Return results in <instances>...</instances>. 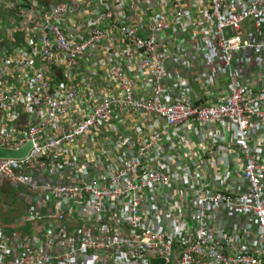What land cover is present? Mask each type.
Returning <instances> with one entry per match:
<instances>
[{
    "label": "built area",
    "instance_id": "built-area-1",
    "mask_svg": "<svg viewBox=\"0 0 264 264\" xmlns=\"http://www.w3.org/2000/svg\"><path fill=\"white\" fill-rule=\"evenodd\" d=\"M1 1L0 264H264V0Z\"/></svg>",
    "mask_w": 264,
    "mask_h": 264
},
{
    "label": "rangeland",
    "instance_id": "rangeland-1",
    "mask_svg": "<svg viewBox=\"0 0 264 264\" xmlns=\"http://www.w3.org/2000/svg\"><path fill=\"white\" fill-rule=\"evenodd\" d=\"M43 1V0H41ZM3 18L2 10L0 9V20ZM0 34H4L2 32V26L0 25ZM3 199L5 203H7L8 210L12 209L13 216H22L24 208H25V200L18 198V192H23L22 188L12 187L5 183L3 187Z\"/></svg>",
    "mask_w": 264,
    "mask_h": 264
},
{
    "label": "water",
    "instance_id": "water-1",
    "mask_svg": "<svg viewBox=\"0 0 264 264\" xmlns=\"http://www.w3.org/2000/svg\"><path fill=\"white\" fill-rule=\"evenodd\" d=\"M29 147L30 143H27L26 145L17 150L0 148V157H22L27 153Z\"/></svg>",
    "mask_w": 264,
    "mask_h": 264
},
{
    "label": "crops",
    "instance_id": "crops-1",
    "mask_svg": "<svg viewBox=\"0 0 264 264\" xmlns=\"http://www.w3.org/2000/svg\"><path fill=\"white\" fill-rule=\"evenodd\" d=\"M1 199H3V190H0V200ZM12 211L13 210H10L8 212H3L0 210V224L2 226H10L12 222L17 220L18 216H13ZM24 211H25V208H24Z\"/></svg>",
    "mask_w": 264,
    "mask_h": 264
},
{
    "label": "bare ground",
    "instance_id": "bare-ground-1",
    "mask_svg": "<svg viewBox=\"0 0 264 264\" xmlns=\"http://www.w3.org/2000/svg\"><path fill=\"white\" fill-rule=\"evenodd\" d=\"M0 9L2 10V16H3V18L0 20V25L2 26V32H4L6 30V28L8 26H10L8 23V18L10 17L11 11L4 7L1 0H0ZM1 201H2V199H1Z\"/></svg>",
    "mask_w": 264,
    "mask_h": 264
}]
</instances>
